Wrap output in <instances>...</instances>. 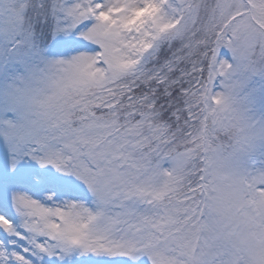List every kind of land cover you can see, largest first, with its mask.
Wrapping results in <instances>:
<instances>
[{"label": "snow or ice", "instance_id": "1", "mask_svg": "<svg viewBox=\"0 0 264 264\" xmlns=\"http://www.w3.org/2000/svg\"><path fill=\"white\" fill-rule=\"evenodd\" d=\"M0 264H264V0H0Z\"/></svg>", "mask_w": 264, "mask_h": 264}]
</instances>
